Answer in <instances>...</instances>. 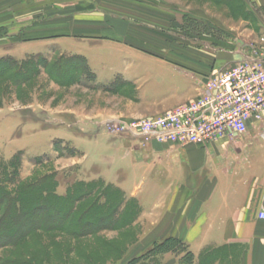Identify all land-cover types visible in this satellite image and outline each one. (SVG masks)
<instances>
[{
	"label": "rangeland",
	"instance_id": "obj_1",
	"mask_svg": "<svg viewBox=\"0 0 264 264\" xmlns=\"http://www.w3.org/2000/svg\"><path fill=\"white\" fill-rule=\"evenodd\" d=\"M165 1L158 0L159 10L152 12L157 19L139 20L143 25L131 28L135 34L115 38L117 44L135 50L131 57H123L124 51L103 53L101 41L106 40L101 36L96 37V42H88V36L70 34L77 27L100 23L96 19H47L53 14L62 16L92 8L83 2L78 7L44 14L47 18L42 23L33 12L37 10L35 6L29 11L19 10V17L36 13V20L31 21L36 27L24 34L18 33L21 22L13 23L17 33L14 36L0 28V61L10 64L0 71V174L4 180L5 171L8 178L16 172L14 182L5 184L8 191L45 180L50 196L65 200L83 189L91 193L87 198L90 204L98 201L104 207L81 238L63 231L68 207L60 209L55 220L47 211L40 212L44 221L57 225V230L38 232L18 248H1V261L161 263L160 258H150L151 245L146 238L138 244L147 231L137 224L140 205L119 184L133 159H120L121 137L105 123L114 119L129 123L151 120L166 111H162L168 105L165 95L151 94L154 81L149 75V61L175 64L201 78L229 59L228 51L236 47V37L246 40L264 30V11L257 14L243 0ZM98 9L106 10L110 16L122 8L101 5ZM247 27L255 33L243 30ZM93 47L99 51L94 52ZM104 59L105 63L100 64ZM93 60L99 67L91 64ZM152 68L156 74L168 77L165 68ZM256 143L257 147L262 146V142ZM128 183L134 185L133 180ZM124 218H131L134 223L126 227L122 224ZM101 220L104 222L97 230ZM115 223L122 227L113 226ZM216 256L224 259L226 255L221 251Z\"/></svg>",
	"mask_w": 264,
	"mask_h": 264
},
{
	"label": "crops",
	"instance_id": "obj_2",
	"mask_svg": "<svg viewBox=\"0 0 264 264\" xmlns=\"http://www.w3.org/2000/svg\"><path fill=\"white\" fill-rule=\"evenodd\" d=\"M243 1L257 14L264 11V0ZM81 2L92 8L43 17L65 7H78ZM168 2L174 0L165 1ZM101 5L122 9L108 16L106 10L99 11ZM158 5V0H0V28L14 36L17 33L13 23L21 22L18 33L24 34L36 27L31 24L36 20V13L41 23L43 18L49 21L96 19L100 23L77 27L70 34L88 36V42H96V37L101 36L106 40L101 41L103 53L124 51L123 57H131L135 50L114 41L131 32L135 34L131 28L143 25L139 20L157 19L152 12L159 10ZM32 6L37 9L33 11L35 14L17 15L19 10L29 11ZM243 30L255 33L249 27ZM52 32H57L55 27ZM93 51L99 49L93 47ZM94 60L90 63L99 67ZM147 65L154 81L151 94L165 95V103H168L162 111L200 94V77L194 72L163 61L151 60ZM157 66L165 68L168 77L156 74L152 67ZM120 141V159H133V164L123 172V178L120 176L119 184L126 195L138 200L141 213L137 224L147 229L138 244L146 238L151 245V259L160 258V264H204V261L208 264H264V220L258 217L261 206L264 207V143L261 147L240 145L243 150L238 151L235 158L230 148L214 147L211 155L200 145L178 148L158 143L144 146L130 138ZM128 180H133L134 185ZM221 251L226 255L224 259L216 256Z\"/></svg>",
	"mask_w": 264,
	"mask_h": 264
},
{
	"label": "built area",
	"instance_id": "obj_3",
	"mask_svg": "<svg viewBox=\"0 0 264 264\" xmlns=\"http://www.w3.org/2000/svg\"><path fill=\"white\" fill-rule=\"evenodd\" d=\"M230 58L200 78V94L160 116L132 123L107 120L105 125L121 138L146 146L153 143L184 148L200 145L210 151L264 143V31L234 40ZM236 148V150H235ZM235 157V158H236ZM240 159V158H239ZM258 217L264 220V207Z\"/></svg>",
	"mask_w": 264,
	"mask_h": 264
},
{
	"label": "trees",
	"instance_id": "obj_4",
	"mask_svg": "<svg viewBox=\"0 0 264 264\" xmlns=\"http://www.w3.org/2000/svg\"><path fill=\"white\" fill-rule=\"evenodd\" d=\"M8 65H10L8 61H0V71ZM0 73H3V71ZM4 176V180H2L0 174V249L6 247L18 248L24 240L41 231H56L57 225L54 222L44 221L45 219L40 215V212L47 211L49 217L55 220L58 213L61 214L60 209L64 206L68 207V213L63 216L66 223L63 226V231L72 235V237L81 238L85 236L86 229L94 224L91 223V220L95 217V214L104 208L98 201L94 202L92 200L90 204L87 198L91 196V193L83 191V189L77 190L76 196L70 197L71 199L60 200L50 196L49 192L51 191L45 185V180L33 184H21L15 192H10L5 184L14 182L16 172L10 174L13 179L8 178L7 171H5ZM42 201L47 203L43 205ZM75 204L78 205L77 208L74 206ZM106 204H108V201H106ZM117 210L115 212L118 214L119 210ZM123 220L124 223L122 224L126 227H130L134 223L131 218H127V220L124 218ZM103 222V220L99 222L100 225L97 226V230L101 228ZM122 224L117 225L115 223L113 226L122 227ZM111 230H114V227ZM30 262L28 260L21 262L19 260H0V264H30Z\"/></svg>",
	"mask_w": 264,
	"mask_h": 264
}]
</instances>
